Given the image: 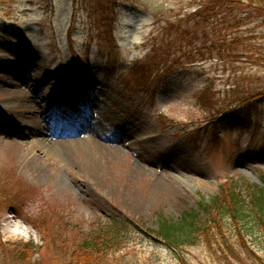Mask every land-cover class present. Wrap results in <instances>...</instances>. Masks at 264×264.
<instances>
[{"label":"rangeland","instance_id":"1","mask_svg":"<svg viewBox=\"0 0 264 264\" xmlns=\"http://www.w3.org/2000/svg\"><path fill=\"white\" fill-rule=\"evenodd\" d=\"M3 88L33 95L40 119L72 95L105 136L70 137L88 141L70 155L73 173L40 160L26 168L34 140L0 118V170L19 178L0 181V210L19 213L10 233L0 227V264H264V221L201 210L264 186V0H0L8 115ZM192 211L204 231L181 255L152 239L162 218ZM116 217L142 230L115 241Z\"/></svg>","mask_w":264,"mask_h":264},{"label":"bare ground","instance_id":"2","mask_svg":"<svg viewBox=\"0 0 264 264\" xmlns=\"http://www.w3.org/2000/svg\"><path fill=\"white\" fill-rule=\"evenodd\" d=\"M3 82L11 83L10 85L15 84L9 82L8 80H3ZM3 91L6 94L5 108L8 111V115L3 114L4 111L1 109L0 118H2L5 130L9 133L12 132L16 135L22 134V136H24L25 138L30 137L34 140V145H31V149L22 158L25 167L27 168L28 165H31L32 163H34V161L40 160L50 165H62L65 169L73 173V167L71 166L69 160L70 155H72V153H75L74 148L78 147L82 149V147H84L85 142L88 141H82L79 138H76L74 140L70 139L71 136L67 137L69 130H60V125H55L49 129H46L43 125V121L39 118V109L36 108L34 106V103L30 101L31 99H33V95L25 93L23 96L20 97L16 93L15 95L11 96L12 90H7L6 88H3ZM38 107L40 108V105ZM17 113L27 119L26 126L19 130L15 129L10 124V122L12 121V116H15V114L18 115ZM84 131L87 134L93 136L95 135L97 138H103L105 136L104 125L100 123L94 125L92 128L90 125L86 126ZM92 143L96 146H100L99 141L94 140V142ZM18 179L19 178L14 171H7L6 167L0 170V181H5L7 185L8 183H13V186L15 187V182ZM8 186L11 185L9 184ZM16 194H20L19 191H17ZM15 214L16 216L10 217L7 212L0 210V220L1 222L3 221L0 227L2 226L8 231V228L10 227V224L8 223L10 222L11 218L17 219L19 217L18 212H16ZM8 232L10 233V231Z\"/></svg>","mask_w":264,"mask_h":264},{"label":"trees","instance_id":"3","mask_svg":"<svg viewBox=\"0 0 264 264\" xmlns=\"http://www.w3.org/2000/svg\"><path fill=\"white\" fill-rule=\"evenodd\" d=\"M168 80H170V78L164 79L160 83L162 84L163 88L167 87V83H169ZM245 110L247 112V117L245 120H248L251 117L252 108L246 107ZM220 117L221 116H219V118ZM226 120L233 122V118L231 117L228 119L226 117ZM263 147L264 142L262 144V148ZM261 180L264 183V174L261 175ZM229 191L230 194L228 196V199L231 201V208L227 207L226 205H219V197H216L211 202L203 201L201 210H207L210 207L218 208L217 206H219L221 212H223L226 218H228L230 221L232 220L235 223L239 222V224L244 223L250 217L260 219V221H264V186L256 188L251 186L249 189V192L251 194L250 197H248V195L245 194L244 190L240 189L239 187L234 188V190L230 189ZM16 195L17 194L15 193V195L13 196L15 197ZM133 227H136V229L140 228L131 219L116 217L110 221L109 231L113 232L112 239H114L115 241H120L123 239V234H125L129 229ZM201 228L202 225L199 219V212L192 211L186 213L184 217H182V219L178 222H171L165 218H162V222H160V230L151 237L156 241L162 240V242L169 248L178 251L181 255L180 250L183 246H191L199 242L200 233L204 231ZM140 230L142 229L140 228ZM86 246L88 248H91L94 245L88 242Z\"/></svg>","mask_w":264,"mask_h":264}]
</instances>
